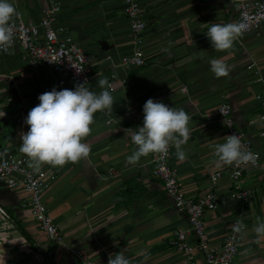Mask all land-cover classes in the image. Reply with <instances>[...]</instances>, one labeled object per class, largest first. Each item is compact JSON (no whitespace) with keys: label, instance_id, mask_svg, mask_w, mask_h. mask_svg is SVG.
<instances>
[{"label":"crops","instance_id":"0c3cea01","mask_svg":"<svg viewBox=\"0 0 264 264\" xmlns=\"http://www.w3.org/2000/svg\"><path fill=\"white\" fill-rule=\"evenodd\" d=\"M52 15L61 34L70 36L88 55L90 78L86 87L99 93L98 82L111 76L112 111H98L86 142L87 158L63 167L43 165L53 173L41 200L61 232L59 243L48 241L33 221L26 195L0 183V264H80L75 250L96 264H107L109 254L122 252L130 264H206L199 250L190 257L168 243L172 230L185 227L184 216L174 210L161 181L150 172V155L133 166L126 158L135 149L130 132L143 122V105L152 98L169 107L183 108L191 117L190 138L181 161L170 147L168 163L176 169L182 191L189 196L213 190L214 210L203 215L205 236L220 243L232 219L246 222L231 264H264V237L253 227L264 219V171L246 168L244 184L254 193L244 206L231 196L228 166L214 153L223 143V129L214 110L221 101L231 108L234 123L252 140L264 162V138L248 120L261 109L256 93L264 81V25L244 32L225 51L212 48L206 32L211 24L236 22L237 0H140L145 28L132 34L121 0H54ZM25 20L37 21L49 0H11ZM139 48L144 63L124 69L122 55ZM221 59L227 76L217 78L209 61ZM51 69L32 66L15 47L0 55V155L28 158L19 151L20 133L38 96L56 89H74ZM217 169L214 184L208 171Z\"/></svg>","mask_w":264,"mask_h":264},{"label":"built area","instance_id":"2783aa9c","mask_svg":"<svg viewBox=\"0 0 264 264\" xmlns=\"http://www.w3.org/2000/svg\"><path fill=\"white\" fill-rule=\"evenodd\" d=\"M122 11L127 19L129 31L137 34L146 26V20L141 8L140 0H121ZM59 6L54 0H49V7L43 15L34 22L25 20L19 15L14 17V43L7 52L0 51L1 56L9 54L16 47L24 59L32 66L43 69H51L56 74L65 77L71 84L83 83L90 78V66L88 55L83 53L73 39L61 34L58 26L53 22L52 15ZM236 22H246L248 27L244 32L255 30L264 25V0H237L235 4ZM144 63L142 51L136 48L131 55H122L118 65L124 69L141 66ZM109 90H112L111 76L107 79ZM262 91L254 95L261 109L251 119L250 125L258 126V137L264 138V81ZM62 90V89H57ZM215 122L223 129V139L226 135L236 134L240 137L242 147L257 154L255 164L229 165L227 175L231 183L230 196L244 206L251 204L253 190L244 184L242 171L246 168H254L264 171V162L259 159V151L248 138L244 131L233 120L230 105L221 101L214 110ZM135 125V130L142 126ZM170 148L167 154H150V172L158 178L162 184L164 194L170 198L174 210L184 216L185 227L172 230L169 245L177 252L190 257L195 248L202 254L206 264H231L237 254L242 232L233 231V225L237 220L246 222L236 216L231 220L227 231L220 243H210L205 236L203 215L206 210H214L217 206V196L213 190L189 196L182 191L181 183L175 168L169 163ZM220 171L211 169L208 178L214 184L220 177ZM54 177L53 173L44 168L35 171L29 167L23 158L13 154L0 155V183L8 188H19L26 195V205L37 228L48 241L59 243L61 232L48 214L42 200L41 192L46 182ZM245 229V228H244ZM80 264H96L94 260L82 252L75 250Z\"/></svg>","mask_w":264,"mask_h":264},{"label":"clouds","instance_id":"9594fccd","mask_svg":"<svg viewBox=\"0 0 264 264\" xmlns=\"http://www.w3.org/2000/svg\"><path fill=\"white\" fill-rule=\"evenodd\" d=\"M20 14L11 0H0V51L7 52L14 43V17ZM246 22L211 24L206 35L212 48L225 51L247 29ZM211 71L217 78L227 76L230 68L221 59L209 61ZM87 80L77 83L74 89L46 91L38 96L39 104L31 108L24 119L27 132H21L19 151L28 158L29 167L35 171L47 164L63 167L87 158L91 152L86 138L91 134L95 113L112 111L114 97L107 79L98 82L102 89L96 93L86 87ZM5 115V113H4ZM2 115V116H4ZM0 116V117H2ZM191 117L183 108L169 107L163 102L149 98L143 105V123L130 132L131 142L136 146L126 158L127 165H137L142 157L150 154H167L170 147L181 161L186 159L183 146L190 138L188 127ZM215 155L226 165L255 164L257 154L242 147L236 134L226 135L225 142L213 146ZM245 225L237 220L233 231L240 233ZM253 231L264 237V219L256 217ZM107 264H130L122 252L109 254Z\"/></svg>","mask_w":264,"mask_h":264}]
</instances>
